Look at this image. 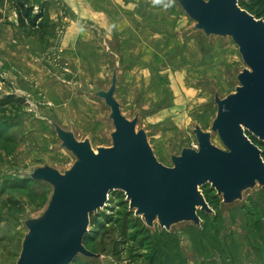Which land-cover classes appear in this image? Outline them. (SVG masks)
<instances>
[{
	"label": "rangeland",
	"instance_id": "rangeland-1",
	"mask_svg": "<svg viewBox=\"0 0 264 264\" xmlns=\"http://www.w3.org/2000/svg\"><path fill=\"white\" fill-rule=\"evenodd\" d=\"M244 1L264 19V0ZM50 3L45 11L30 0L23 7L13 4L16 43L22 35H35L43 47L32 54L42 78L0 60V264H17L27 233L24 219L40 215L52 195L50 185L26 175L44 163L61 171L74 163L51 121L66 120L70 128L62 126L79 140L90 139L95 149L112 146L110 108L93 93L110 87L116 65L122 112L129 119L140 115L138 128L147 131L156 157L169 167L172 154L198 149L195 126L211 131L216 94L234 93L237 75L246 68L231 37L206 38L194 31L195 22L175 0H74L75 24L90 34L74 45L87 42L91 50L87 57L76 54L88 61L74 66L62 43L63 16L71 15L72 5ZM27 8L29 19L22 15ZM212 140L224 148L217 133ZM205 189L213 213L199 209L201 225L185 222L170 231L158 222L148 227L124 192L111 193L107 207L91 216L84 240L101 257L78 256L72 264H264L263 188L258 185L231 205L210 184Z\"/></svg>",
	"mask_w": 264,
	"mask_h": 264
},
{
	"label": "water",
	"instance_id": "water-1",
	"mask_svg": "<svg viewBox=\"0 0 264 264\" xmlns=\"http://www.w3.org/2000/svg\"><path fill=\"white\" fill-rule=\"evenodd\" d=\"M195 22L194 31L231 37L246 65L237 75L239 86L225 98L216 94L217 116L211 131L196 125L193 133L199 147H186L171 155L172 166L156 157L148 133L138 128L140 115L129 119L116 98L120 66L113 71L108 89L95 97L110 108L114 125L112 146L95 149L90 139L79 140L75 132L56 121L52 126L60 147L75 160L61 171L49 163L26 175L52 187L45 210L24 219L27 233L17 264H72L78 256L101 255L84 244L91 214L107 207L110 193L127 195L137 217L148 227L170 231L180 223L201 225L198 210L211 214L202 187L208 184L226 205L242 201L244 194L260 185L264 190V19L243 9L240 0H175ZM217 133L224 148L213 143Z\"/></svg>",
	"mask_w": 264,
	"mask_h": 264
},
{
	"label": "crops",
	"instance_id": "crops-1",
	"mask_svg": "<svg viewBox=\"0 0 264 264\" xmlns=\"http://www.w3.org/2000/svg\"><path fill=\"white\" fill-rule=\"evenodd\" d=\"M51 0H30V3L34 6H42L43 8L41 10L45 11L46 5H50ZM54 1V0H52ZM63 1V0H62ZM69 2V4L72 5L69 7L68 11H70L69 16L64 17L63 21H66V27L63 29L62 33V43L65 48V55L67 59L75 66L81 67L82 61L85 63L88 61L79 58L78 56L74 58L76 54H80L81 56L87 57L89 53H91L90 47L88 46L87 42H81L78 45H74V40L78 37L82 38L84 36L87 39L84 41H87L89 39V33L87 32V29L84 28H78V26L75 24V20L73 18V8H74V0H64ZM14 0H0V60L5 63L6 66H17L21 68L26 74H28L32 79H39L42 78V71L39 69V67L33 63L32 61V54L33 53H39L42 52L43 47L40 44L41 42L34 38L35 35H22L21 42L16 43L15 39V26L13 24L12 18H15L16 13L14 11ZM53 6V12L52 16L56 19L58 18L59 12H54V10H57V5ZM80 11H82V7L80 8ZM58 13V14H57ZM15 21V20H14ZM19 35V34H18ZM87 66V65H85ZM39 69V71H38ZM17 77V82L20 86H26L24 82H22L20 79V75L15 74ZM24 88V87H23ZM55 91L52 92L54 94ZM61 102V101H60ZM57 103V104H60ZM54 116V115H53ZM55 117V116H54ZM57 122H59L61 125L65 127H69L66 122V120H63L61 118L58 119L55 117ZM70 128V127H69Z\"/></svg>",
	"mask_w": 264,
	"mask_h": 264
},
{
	"label": "trees",
	"instance_id": "trees-1",
	"mask_svg": "<svg viewBox=\"0 0 264 264\" xmlns=\"http://www.w3.org/2000/svg\"><path fill=\"white\" fill-rule=\"evenodd\" d=\"M16 1V3H17V6L18 7H23V6H25V4H27L28 3V1L29 0H15ZM239 4H240V6L243 8V9H245V10H247L249 13H251L252 15H254V16H256V18H260L259 17V14L257 13V12H255V11H253L251 8H249V6L246 4V2L244 1V0H240L239 1ZM23 12H25V13H23ZM31 12H32V10L30 9V8H27L25 11H22V15L24 16V18L26 17V18H31L32 16H31ZM248 135H249V137H250V139H252L253 140V142L254 143H256L257 145H261L260 146V148L262 149V151H263V158H264V150H263V144H261L260 142H259V140L257 139V138H255L253 135H251L250 133H248ZM204 189V190H203ZM202 191L204 192V193H207L208 191L205 189V186H203L202 187ZM114 192H117V191H113V192H111V193H114ZM122 192V191H121ZM110 193V194H111ZM94 214V213H93ZM93 214H91V216L93 215ZM88 235V234H87ZM86 235V236H87ZM86 238V237H85ZM76 260V259H75Z\"/></svg>",
	"mask_w": 264,
	"mask_h": 264
},
{
	"label": "built area",
	"instance_id": "built-area-1",
	"mask_svg": "<svg viewBox=\"0 0 264 264\" xmlns=\"http://www.w3.org/2000/svg\"><path fill=\"white\" fill-rule=\"evenodd\" d=\"M0 70H1V66H0ZM109 199H110V196H109Z\"/></svg>",
	"mask_w": 264,
	"mask_h": 264
}]
</instances>
